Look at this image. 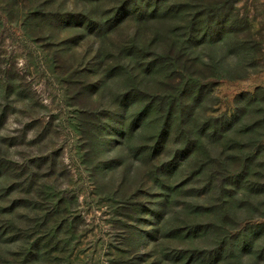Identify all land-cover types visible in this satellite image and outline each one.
Instances as JSON below:
<instances>
[{
  "label": "rangeland",
  "instance_id": "374dc122",
  "mask_svg": "<svg viewBox=\"0 0 264 264\" xmlns=\"http://www.w3.org/2000/svg\"><path fill=\"white\" fill-rule=\"evenodd\" d=\"M227 1L197 57L151 0H0V264H264V0Z\"/></svg>",
  "mask_w": 264,
  "mask_h": 264
},
{
  "label": "trees",
  "instance_id": "16d2710c",
  "mask_svg": "<svg viewBox=\"0 0 264 264\" xmlns=\"http://www.w3.org/2000/svg\"><path fill=\"white\" fill-rule=\"evenodd\" d=\"M149 0H146V2ZM154 2L153 9L151 11V15L162 14L160 17L162 19H166L169 21L176 20L180 23L178 28V33L176 30L172 32V30L167 29V35L169 36L170 42H167L165 45V48L168 53L177 52L178 49L181 51H184L187 55H197L196 53L197 48L200 45L205 44L206 42H214V36L219 34V37H222V35L225 34V27L226 25L225 18L223 14L225 11V6L229 5V2L227 0H151ZM134 4V3H133ZM139 4V1H136L134 5ZM40 5V4H39ZM43 6V4L41 5ZM123 8V7H122ZM122 8H120L117 12V17L119 13H121ZM140 8V11L138 9ZM146 5L138 6L136 9V13H138L140 16L139 18H145L150 13L148 9L146 10ZM222 10V12H219ZM117 23L121 22L119 19H108L105 25L111 24V23ZM171 23V22H170ZM120 24V23H118ZM219 26H222V30L219 29V31H216ZM224 31V32H223ZM222 33V34H221ZM230 33V32H229ZM194 41H196V44H194ZM186 44L188 46L186 47ZM236 44V43H235ZM233 45V43L230 44V46ZM226 47H228L226 45ZM126 52L124 49L119 50V59L122 57L123 54ZM163 61V60H162ZM167 61L166 63H163L164 65L161 66L162 70L167 71V69L172 68L173 61ZM210 63H213V59H210ZM216 64H213L214 67L218 65L219 61L215 62ZM186 90V89H185ZM140 91V90H139ZM141 92L134 93L135 99L139 98L141 96ZM203 96H208L203 95ZM195 102V101H193ZM196 110L195 105L193 104L188 105L186 108L183 109L181 112V121L177 124L179 127H181L183 130H185L186 134H194L193 127L194 122L192 120L193 118V112ZM141 117V116H140ZM236 119V118H235ZM235 119H232L228 116L219 118L218 121L211 126L207 127V129H202L197 131V137H200L202 141L204 139L212 138L214 139L215 136H219V141L227 140L226 137H228L229 134L232 133V128L234 123L236 122ZM174 126V124H173ZM211 129V132L207 133L206 130ZM188 133H187V131ZM163 135V134H162ZM199 138L192 143H187L189 145V152L193 151V149L199 144ZM205 143V142H204ZM202 143V145H204ZM217 148V145H216ZM215 150V148H214ZM213 151V149H212ZM222 155L223 154H218ZM242 179V178H241ZM242 183V182H241ZM239 184V183H238ZM241 185V184H240Z\"/></svg>",
  "mask_w": 264,
  "mask_h": 264
}]
</instances>
